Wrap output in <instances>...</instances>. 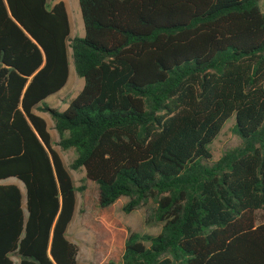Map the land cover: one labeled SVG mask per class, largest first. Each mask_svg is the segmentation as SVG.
Segmentation results:
<instances>
[{"label": "trees", "instance_id": "trees-1", "mask_svg": "<svg viewBox=\"0 0 264 264\" xmlns=\"http://www.w3.org/2000/svg\"><path fill=\"white\" fill-rule=\"evenodd\" d=\"M70 40L62 2L0 0V264H78L66 237L69 170L120 198L158 235L126 229L118 263L264 264V13L258 0H78ZM72 57L81 91L46 105ZM74 150L65 167L52 148ZM234 116L241 144L211 160ZM24 198V205L22 200Z\"/></svg>", "mask_w": 264, "mask_h": 264}, {"label": "rangeland", "instance_id": "rangeland-1", "mask_svg": "<svg viewBox=\"0 0 264 264\" xmlns=\"http://www.w3.org/2000/svg\"><path fill=\"white\" fill-rule=\"evenodd\" d=\"M62 2L65 5L68 20L70 24V40L75 37H83L84 28L78 0H47L48 7L55 3ZM258 8L264 13V0H258ZM69 73L65 86L56 94L48 97L45 103L50 108L58 111H64L68 103L77 96L83 87V80L78 78L73 69L70 50ZM42 117L47 125V130L51 137L52 148L60 156L66 168L75 158L74 150L62 151L58 146V137L53 129V122L49 115L44 112H36ZM235 119L230 117L223 125L220 133L209 145L211 160L204 162L210 165L218 160L227 150L238 147L241 144L240 138L234 133ZM75 187L85 186L83 192L76 193L77 213L69 225L66 237L69 241L78 247L79 264H107L109 261L118 263L123 251V236L125 229L137 232L158 235L160 227H149L143 223V210H137L129 214L121 211L125 198H120L112 207L100 208L97 204L98 189L97 186L85 179L82 170H69ZM3 181L1 183H9ZM14 182L20 185L17 181ZM23 192V190H22ZM24 199L22 200L23 203ZM257 223L264 222V212H257ZM125 228V229H124ZM13 264H17V258L12 257Z\"/></svg>", "mask_w": 264, "mask_h": 264}, {"label": "crops", "instance_id": "crops-1", "mask_svg": "<svg viewBox=\"0 0 264 264\" xmlns=\"http://www.w3.org/2000/svg\"><path fill=\"white\" fill-rule=\"evenodd\" d=\"M10 180V182L9 183H1V182H3V181H0V184H15V185H17L18 187H19V189L21 190V192H22V190H23V192H22V195H23V197H24V189H23V186H22V184L21 183H19L18 181V183L20 184V185H18V184H16L15 182H14V180L15 179H7V180H5V181H9ZM16 181V180H15ZM24 199V198H23ZM24 202L25 201H23V205H24ZM110 207H112V206H110ZM107 208H109V207H107ZM76 213H77V201H76V207H75V210H74V213H73V217H72V220L75 218V215H76ZM72 222V221H71ZM71 222H70V224H71ZM69 224V225H70ZM69 227V226H68ZM68 229V228H67ZM125 229V228H124ZM66 233H67V231H66ZM125 237H126V229H125V234H124V236H123V239H125ZM77 261H78V257H77ZM14 264H15V262H14ZM17 264H18V261H17ZM78 264H79V261H78Z\"/></svg>", "mask_w": 264, "mask_h": 264}]
</instances>
